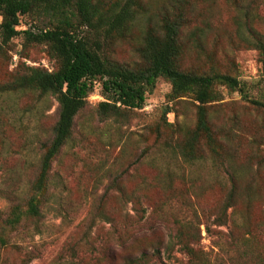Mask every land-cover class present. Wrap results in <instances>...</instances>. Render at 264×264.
Masks as SVG:
<instances>
[{
    "label": "rangeland",
    "instance_id": "obj_1",
    "mask_svg": "<svg viewBox=\"0 0 264 264\" xmlns=\"http://www.w3.org/2000/svg\"><path fill=\"white\" fill-rule=\"evenodd\" d=\"M145 1L155 9L164 0ZM195 4L198 21H207L209 29L202 36L203 53H196L191 45L182 65L196 69L213 66L236 74L249 94L264 98V63L257 50L238 44L230 1L196 0ZM257 14L253 27L264 32L263 3ZM43 26L44 21L34 15L20 16L19 29L34 31ZM137 42L135 30L133 39L115 42L105 48V54L119 62L138 64ZM9 45V53L0 60V81L14 73L19 61L53 68L43 44L24 46L22 36H17ZM101 89L96 81L86 106L75 117L72 139L52 163L42 216L4 235L0 264H127L140 259L142 252L146 256L137 264H189L188 255L173 238L181 226L194 233L196 238L188 241L209 260L216 263L214 258L220 256L226 262L227 256L218 249L227 240L218 231L226 228L213 222L227 189L223 169L212 163L206 151L204 158L186 163L167 146L181 136L177 126L193 127L192 100H170V82L158 77L146 93L143 107L117 121L97 115L96 105L104 99ZM220 91L223 99L210 108V117L220 134L232 130L229 146L239 165L253 151L248 145L250 137L264 133V115L247 106L238 92L224 87ZM166 107L172 109L165 117L172 126L162 121ZM56 118L57 102L51 95L0 92L3 215L12 202L24 207L42 146L51 138ZM254 170L242 172V188ZM254 175L252 189L264 197V167ZM250 222L252 228L256 225L258 238H264V202L250 207ZM203 223H209L212 231L206 232ZM238 249L231 252L236 258Z\"/></svg>",
    "mask_w": 264,
    "mask_h": 264
},
{
    "label": "trees",
    "instance_id": "obj_2",
    "mask_svg": "<svg viewBox=\"0 0 264 264\" xmlns=\"http://www.w3.org/2000/svg\"><path fill=\"white\" fill-rule=\"evenodd\" d=\"M229 1L235 12L232 20L238 44L257 50L263 64L264 32L257 31L253 23L264 0ZM195 3L196 0H164L160 8L154 9L145 0H0V60L9 53L10 40L22 36L24 46L43 44L53 66L49 70L19 61L14 73L0 81V92L51 95L57 102L51 138L42 146L24 207L12 202L4 215L0 211V244L6 243L4 235L8 231H16L21 223L42 216L41 206L48 199L51 185L52 163L72 139L75 117L86 106L95 82H100L104 97L96 105L97 115L122 121L143 107L146 93L158 77H163L171 84L170 100L189 97L195 110L193 127L177 126L181 136L176 137L174 144L166 145L186 163L204 158L206 151L226 176L227 189L213 222L226 228L218 231L227 237L218 249L227 260L224 262L220 256L214 258L216 263L209 260L203 250L188 241L196 238L194 233L184 231L182 226L173 238L188 255L189 264H264V238H258V229L256 225L252 228L250 222V207L254 202H264V197L252 189L254 174L264 167V133L250 137L252 153L244 163L235 165L229 146L232 130L227 128L220 134L209 113L223 99L220 87L238 92L247 106L263 115L264 98L249 94L236 74L213 66L196 69L182 65L183 55L191 45L196 53H203L202 36L209 29L207 21H198ZM23 15L36 16L44 21V26L34 31L19 29ZM135 30L140 63L129 65L105 54V48L115 42L133 39ZM170 110L166 107L163 112L165 126L173 125L165 118ZM253 169L256 172L242 188V172ZM203 224L206 232L212 231L209 223ZM237 247L240 256L236 258L231 252ZM145 256L142 252L140 259H131L127 264H137Z\"/></svg>",
    "mask_w": 264,
    "mask_h": 264
}]
</instances>
